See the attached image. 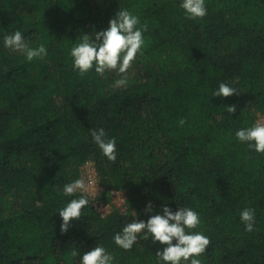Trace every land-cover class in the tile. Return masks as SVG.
<instances>
[{"label":"trees","instance_id":"16d2710c","mask_svg":"<svg viewBox=\"0 0 264 264\" xmlns=\"http://www.w3.org/2000/svg\"><path fill=\"white\" fill-rule=\"evenodd\" d=\"M179 2L0 0V264H79L97 244L114 264H157L163 245L149 237L125 250L113 236L165 205L199 213L190 231L210 240L202 264H264V153L235 137L264 116V0H206L197 19ZM120 8L147 25L142 53L126 74L79 75L71 47ZM17 29L47 55L27 61L4 48ZM120 75L127 83L115 87ZM221 82L236 92L212 96ZM100 127L116 138L115 161L92 141ZM87 159L110 210L88 204L62 233L56 211L82 194L62 188ZM112 191L125 195L124 209ZM245 207L255 209L250 232L239 219Z\"/></svg>","mask_w":264,"mask_h":264},{"label":"clouds","instance_id":"9594fccd","mask_svg":"<svg viewBox=\"0 0 264 264\" xmlns=\"http://www.w3.org/2000/svg\"><path fill=\"white\" fill-rule=\"evenodd\" d=\"M179 7L188 19L202 18L207 14L206 0H180ZM146 24H141L140 18L126 8H120L109 19L108 26L94 31L91 35H81L70 49L69 55L72 68L79 75L93 70L98 75L106 71H115L126 74L132 62L142 53L145 44L144 32ZM4 48L22 54L27 61L34 58H43L47 55L46 45L41 43L30 46L25 35L19 30L6 33L2 37ZM126 76L120 75L115 79L114 86H125ZM236 92L234 86L221 82L213 91L212 96L227 97ZM234 106H227V111H234ZM183 125L184 121H179ZM92 141L98 146L102 154L109 160L115 161L117 157L116 138L108 137L103 127L92 129ZM235 137L245 143L249 149L264 153V118L258 119L251 126L239 128ZM92 181L76 178L62 188L65 196H72L76 192L82 193L79 197L69 199L65 205L56 212L61 218L60 231L66 232L70 227V220L78 219L81 210L89 204L86 193ZM146 212H153L151 202L145 205ZM137 215V214H136ZM135 215V217H136ZM131 219L124 224L121 230L114 234V243L122 249L128 250L137 243L138 239H148L152 243L163 245L158 248L157 264H202L201 254L210 244L209 238L196 229L201 223L200 215L191 207H178L175 210L167 205L162 212L150 215L147 220ZM239 219L245 231H253L256 225L255 209L245 207L239 212ZM73 257L78 250L73 249ZM79 264H114L113 255L102 245L97 244L89 251L80 254Z\"/></svg>","mask_w":264,"mask_h":264},{"label":"built area","instance_id":"2783aa9c","mask_svg":"<svg viewBox=\"0 0 264 264\" xmlns=\"http://www.w3.org/2000/svg\"><path fill=\"white\" fill-rule=\"evenodd\" d=\"M264 118V116L259 117L258 119ZM79 178H84L87 181H92L89 185V189L84 195H87L89 198V204H91L97 211L104 210L107 204L102 203L100 200V184L98 182V176L96 174V170L94 168V164L90 159H87L80 166V176ZM115 191H112V193ZM101 213H105L106 211H100Z\"/></svg>","mask_w":264,"mask_h":264},{"label":"rangeland","instance_id":"374dc122","mask_svg":"<svg viewBox=\"0 0 264 264\" xmlns=\"http://www.w3.org/2000/svg\"><path fill=\"white\" fill-rule=\"evenodd\" d=\"M124 199H125V195L120 192V191H115L112 193V203L117 206L119 209H124L125 205H124ZM110 205L107 204L106 208L104 210H100V211H106L108 212L110 210Z\"/></svg>","mask_w":264,"mask_h":264}]
</instances>
